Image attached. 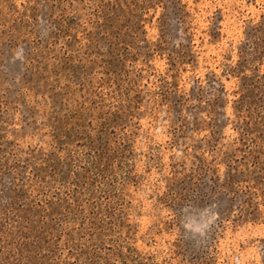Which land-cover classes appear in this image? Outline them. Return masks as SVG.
<instances>
[{"label":"rangeland","instance_id":"obj_1","mask_svg":"<svg viewBox=\"0 0 264 264\" xmlns=\"http://www.w3.org/2000/svg\"><path fill=\"white\" fill-rule=\"evenodd\" d=\"M0 264H264V0H0Z\"/></svg>","mask_w":264,"mask_h":264}]
</instances>
